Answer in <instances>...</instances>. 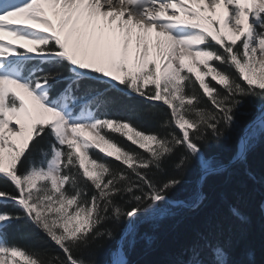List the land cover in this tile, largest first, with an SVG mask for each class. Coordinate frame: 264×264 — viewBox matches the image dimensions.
Listing matches in <instances>:
<instances>
[{"label": "snow or ice", "instance_id": "6c2138e0", "mask_svg": "<svg viewBox=\"0 0 264 264\" xmlns=\"http://www.w3.org/2000/svg\"><path fill=\"white\" fill-rule=\"evenodd\" d=\"M229 141L227 159L208 151ZM261 144L264 0H0V177L15 189L0 204L16 209H0V264H99L109 243L106 264H132L153 240L142 225L199 216L208 184L237 172L227 214L200 216L166 264H259L236 237ZM15 222L38 246L8 239Z\"/></svg>", "mask_w": 264, "mask_h": 264}, {"label": "trees", "instance_id": "16d2710c", "mask_svg": "<svg viewBox=\"0 0 264 264\" xmlns=\"http://www.w3.org/2000/svg\"><path fill=\"white\" fill-rule=\"evenodd\" d=\"M130 105L137 109H146L149 105L148 102L142 98L133 97L129 101ZM163 110L164 106L159 105ZM111 114L122 119H127L131 116V112L124 107L115 106L111 109ZM145 130H154L156 124L154 121L142 123L136 121ZM115 138L128 148H136L131 142L125 138L115 134ZM234 148L232 141L226 142L219 147L212 145L208 151L214 152L220 155L222 158L227 159ZM136 150L139 151L138 148ZM113 164L118 162L112 160ZM249 164L254 168L257 173L264 172V144L258 145L254 152L249 157ZM241 176L237 172L231 180L225 178H219L212 180L206 191L209 199L206 206L203 208L199 216L190 214H180L174 217H168L159 222L156 227L152 225H142L141 232H147L153 236L151 244L147 241H141L137 244L135 249L129 253V260L132 264H166V261L171 259L176 252L188 241L192 234L193 228L197 225L199 217L205 214L223 213L227 214V208L223 206L221 197L225 194L231 193L237 186ZM184 184L179 187L174 197L183 198L191 193L195 184V174L189 171L184 177ZM0 189L14 193L13 186L0 177ZM264 203V186L256 183L254 186H250L245 190L242 206L244 211L250 217V225L243 231L237 233L236 242L239 248H251L255 251V259L259 264H264V214L261 205ZM7 208L8 210L15 211L16 209L11 203L6 205L0 204V209ZM30 226H26L23 222H15L13 227L8 232L9 240H16L23 246L34 247L38 246L34 244L32 239L22 238V234ZM41 240L40 243L45 246H51L46 237H43L42 233L37 234ZM111 243L107 244L103 250L97 255L99 264H106L109 259L108 252L113 247Z\"/></svg>", "mask_w": 264, "mask_h": 264}, {"label": "rangeland", "instance_id": "374dc122", "mask_svg": "<svg viewBox=\"0 0 264 264\" xmlns=\"http://www.w3.org/2000/svg\"><path fill=\"white\" fill-rule=\"evenodd\" d=\"M126 139V138H125ZM264 204V203H263ZM263 211V214H264V210H262Z\"/></svg>", "mask_w": 264, "mask_h": 264}]
</instances>
